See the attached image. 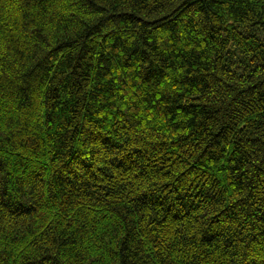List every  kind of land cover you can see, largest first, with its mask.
<instances>
[{"label": "trees", "instance_id": "16d2710c", "mask_svg": "<svg viewBox=\"0 0 264 264\" xmlns=\"http://www.w3.org/2000/svg\"><path fill=\"white\" fill-rule=\"evenodd\" d=\"M0 264H264V0H0Z\"/></svg>", "mask_w": 264, "mask_h": 264}]
</instances>
